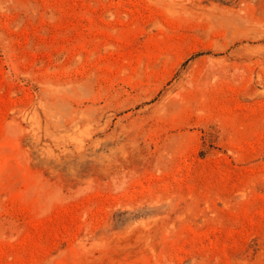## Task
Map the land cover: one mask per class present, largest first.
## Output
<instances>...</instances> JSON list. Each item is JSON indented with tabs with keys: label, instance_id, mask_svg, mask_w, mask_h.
Here are the masks:
<instances>
[{
	"label": "rangeland",
	"instance_id": "1",
	"mask_svg": "<svg viewBox=\"0 0 264 264\" xmlns=\"http://www.w3.org/2000/svg\"><path fill=\"white\" fill-rule=\"evenodd\" d=\"M0 264H264V0H0Z\"/></svg>",
	"mask_w": 264,
	"mask_h": 264
}]
</instances>
